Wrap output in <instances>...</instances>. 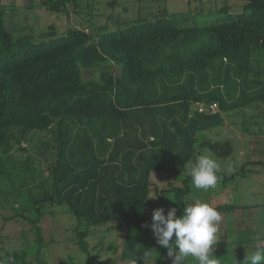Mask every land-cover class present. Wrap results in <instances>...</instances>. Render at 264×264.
<instances>
[{
    "label": "trees",
    "instance_id": "16d2710c",
    "mask_svg": "<svg viewBox=\"0 0 264 264\" xmlns=\"http://www.w3.org/2000/svg\"><path fill=\"white\" fill-rule=\"evenodd\" d=\"M38 1L51 12L80 4ZM200 1L186 12L164 7L108 31L114 15L103 24L93 16L86 28L61 34L51 24L39 38L17 35L7 26L8 6L0 5V217L28 222L35 236L1 247L0 264H48L42 253L56 239L46 241L41 221L57 217L60 230L56 206L77 221L68 252L85 256L69 264L116 263L114 241L106 261L90 252L88 237L101 228L121 237L127 264H144L145 251L164 264L171 258L151 229L153 211L167 215L175 207L182 215L194 198L221 214L217 264H243L247 252L230 246L264 240V204L218 202L216 187L196 190L184 175L205 149L220 158L233 154L230 140L198 138L224 125L227 112L244 133L264 134V113L248 115L264 106V0ZM108 64L120 72L104 69ZM83 69L99 76L86 78ZM247 164L237 175H246ZM217 175L223 187L236 176ZM238 210L254 215L259 229L237 221Z\"/></svg>",
    "mask_w": 264,
    "mask_h": 264
},
{
    "label": "rangeland",
    "instance_id": "374dc122",
    "mask_svg": "<svg viewBox=\"0 0 264 264\" xmlns=\"http://www.w3.org/2000/svg\"><path fill=\"white\" fill-rule=\"evenodd\" d=\"M79 6L70 4L69 7L62 12H51L45 7L41 6L36 0H0V5H7V26L13 29L19 35L23 33H32L36 38L43 37L45 31L48 30L51 24H55L56 32L64 33L67 29L72 27L86 28L88 20L93 16L98 18L97 24L106 23V19L110 15L111 24L107 26L105 31L121 26H125V21H133L138 16L139 18H148L155 16L162 11L161 9L167 7L172 12H186L188 8L195 9L199 7L202 2L200 0H79ZM221 3L223 0H204L208 6L210 2ZM232 5L240 3V0H229ZM116 3L115 6L112 3ZM190 3V4H189ZM238 5V4H236ZM233 10H236L234 8ZM188 14H190L188 12ZM122 17V18H121ZM120 26V27H121ZM87 30V29H86ZM260 64V61H259ZM104 69L118 74L120 68L114 64H108ZM100 70L98 69H83L84 77H98ZM264 105V104H263ZM262 108V109H261ZM257 110L248 112L256 114L261 118L260 114L264 112V106ZM231 112L225 114L224 125L202 131L198 134L200 140L211 139L214 141L230 140L233 142V154L227 158L217 157L211 150L201 152L198 155H208L214 159L219 165V171L225 172L227 175L236 174L235 179L230 181L225 187L217 183L216 192L214 196L218 202H229L238 205H258L264 204V165L254 164L255 161H264V134H247L244 133L241 126L235 121L231 122L228 118ZM262 119V118H261ZM236 122H239L237 119ZM253 122V121H252ZM264 125V124H263ZM254 126L257 129L256 125ZM197 155V156H198ZM193 157L190 162H194ZM246 162V168L249 169L246 175H237L242 173V165ZM189 163L187 164V166ZM186 166V167H187ZM186 167L184 175H187ZM167 179L175 181L172 176H165ZM176 182V181H175ZM206 199L209 195H205ZM210 198V197H209ZM199 198H194L193 202L198 201ZM215 199V200H216ZM58 213L66 215V206H56ZM248 211V210H244ZM238 210L236 219L239 222L251 223L254 225L253 229H259L254 215H248L250 212ZM59 218L57 229V222L53 216H46L42 221L44 237L47 242L53 237L56 240L52 243H47L49 247L43 251V258L48 264H69L73 260L84 261L85 256L79 258L77 255L70 254L68 251L70 234L74 231L76 219L74 216H63ZM59 216V215H58ZM242 227H245L241 223ZM30 224L25 221H10L4 223L0 217V248H8L10 246H22L29 240L34 239V234L30 231ZM52 235V236H51ZM217 238L219 235L217 234ZM58 240V241H57ZM114 241L118 245V249L114 253L116 259L115 264H127L121 260V237L116 232H111L106 236L105 228H101L98 234L88 237V245L90 252L94 258L106 261V258L113 253L108 249V243ZM256 242L247 245H231L233 250L241 252L253 251ZM112 256V255H111ZM144 264H155V261L150 257L144 261ZM164 264H172V259H168Z\"/></svg>",
    "mask_w": 264,
    "mask_h": 264
},
{
    "label": "clouds",
    "instance_id": "9594fccd",
    "mask_svg": "<svg viewBox=\"0 0 264 264\" xmlns=\"http://www.w3.org/2000/svg\"><path fill=\"white\" fill-rule=\"evenodd\" d=\"M186 171L196 190L208 191L217 186L219 165L208 155H198L194 162H189ZM152 219L153 234L157 243L168 250L172 264H187L188 258L195 264H217L213 250L222 217L211 204L195 201L183 207L182 215H177L175 207L167 215L163 208H157ZM149 258L145 251L141 259ZM243 264H264V240H258L253 251L247 250Z\"/></svg>",
    "mask_w": 264,
    "mask_h": 264
},
{
    "label": "built area",
    "instance_id": "2783aa9c",
    "mask_svg": "<svg viewBox=\"0 0 264 264\" xmlns=\"http://www.w3.org/2000/svg\"><path fill=\"white\" fill-rule=\"evenodd\" d=\"M211 109L215 110L217 108V105L214 103L210 106ZM202 110V109H201Z\"/></svg>",
    "mask_w": 264,
    "mask_h": 264
}]
</instances>
